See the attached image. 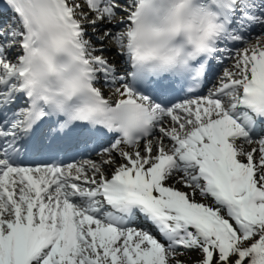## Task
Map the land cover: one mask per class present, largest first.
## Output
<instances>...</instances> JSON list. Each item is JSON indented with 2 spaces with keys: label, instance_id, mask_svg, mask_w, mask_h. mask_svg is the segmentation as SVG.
<instances>
[{
  "label": "snow or ice",
  "instance_id": "6c2138e0",
  "mask_svg": "<svg viewBox=\"0 0 264 264\" xmlns=\"http://www.w3.org/2000/svg\"><path fill=\"white\" fill-rule=\"evenodd\" d=\"M0 264H264V0H0Z\"/></svg>",
  "mask_w": 264,
  "mask_h": 264
}]
</instances>
